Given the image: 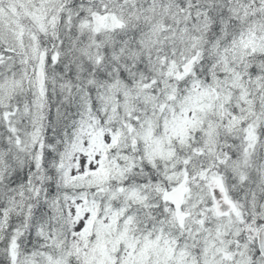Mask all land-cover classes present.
I'll return each instance as SVG.
<instances>
[{
  "label": "snow or ice",
  "instance_id": "snow-or-ice-1",
  "mask_svg": "<svg viewBox=\"0 0 264 264\" xmlns=\"http://www.w3.org/2000/svg\"><path fill=\"white\" fill-rule=\"evenodd\" d=\"M0 264H264V0H0Z\"/></svg>",
  "mask_w": 264,
  "mask_h": 264
}]
</instances>
